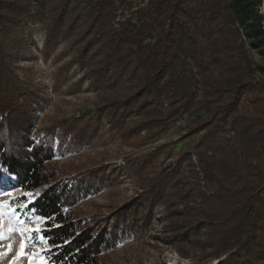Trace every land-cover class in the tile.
I'll return each mask as SVG.
<instances>
[{"label":"trees","instance_id":"trees-1","mask_svg":"<svg viewBox=\"0 0 264 264\" xmlns=\"http://www.w3.org/2000/svg\"><path fill=\"white\" fill-rule=\"evenodd\" d=\"M145 1L117 19L118 0H0V185L30 194L25 211L44 220L34 239L46 241L48 264H103L118 245L144 237L155 218L182 256L260 264L264 0ZM32 21L45 26L44 59L65 44L53 59L54 90L87 85L98 94L94 110L36 130L47 87L23 64L38 60L25 30ZM73 68L83 73L71 83ZM194 111L205 112L191 126L202 135L176 161L167 162L172 148L164 145L119 167L94 164L67 177L51 163L105 130L141 145ZM123 173L141 182L132 203L98 218L76 209ZM201 177L215 189L201 187Z\"/></svg>","mask_w":264,"mask_h":264},{"label":"rangeland","instance_id":"rangeland-1","mask_svg":"<svg viewBox=\"0 0 264 264\" xmlns=\"http://www.w3.org/2000/svg\"><path fill=\"white\" fill-rule=\"evenodd\" d=\"M132 2V8L129 3ZM118 18H123L125 14L132 13L138 6L147 3L145 0H118ZM138 5V6H137ZM40 21L29 22L25 26L28 39L33 46L38 60L32 64L27 61L23 64L33 65L32 75L37 81H41L47 87L45 95L47 101L42 110L36 112L35 130L47 124H52L59 117L74 118L83 115L89 110H94L98 102V94L93 90H86L87 85L71 92L67 85L61 89L54 90L52 71L55 67L53 59L64 48L61 44L58 51L52 53V58L44 59L39 53L43 48L45 28ZM253 57L261 62L262 57L252 49ZM64 59H62L63 63ZM70 82L77 81L82 75V71L73 68L70 72ZM205 112L194 111L185 114L177 122L173 123L169 129L157 134L143 144L130 145L125 142L122 136L116 134L114 137L105 130L100 137L94 138L79 152H70L66 156L57 155L52 164L61 170L74 173L79 169L88 168L94 164H106V166L119 167L124 165L128 158L141 157L149 154L159 146H169L172 148L168 161H176L179 155L190 149L199 142L201 133L192 134L191 126ZM82 119V122H85ZM78 120V119H77ZM76 121V118H75ZM92 122V121H91ZM100 132V131H99ZM102 133V132H101ZM100 134V133H99ZM99 134L97 136H99ZM145 134V133H144ZM233 135V132L230 133ZM57 141L55 145H57ZM192 162L197 169L200 166L199 158L196 154L192 156ZM14 178L13 175L4 173L3 177ZM119 182L110 188L83 199L76 205V209L91 217H103L113 213L122 206L128 205L138 196L141 182L137 177H130L123 173ZM0 179V183H2ZM201 177L200 186L207 187L211 191L215 185L204 183ZM208 185V186H207ZM23 197H25L24 200ZM31 199L30 194L20 187L12 185H0V264H48L43 251L47 247L46 241L37 242L34 239L35 232L29 231L39 227L42 228L44 220L26 212L25 207ZM13 211L15 215H12ZM155 215L160 213L159 209L153 210ZM91 221L93 219H90ZM149 227V232L141 239H130L113 249L106 257H102L103 264H215V258L201 260L198 257L182 256L174 247L166 243V226L159 219H153ZM11 229V231H10ZM24 244V255H21V244ZM10 246V247H9ZM264 264V260L260 262Z\"/></svg>","mask_w":264,"mask_h":264},{"label":"snow or ice","instance_id":"snow-or-ice-1","mask_svg":"<svg viewBox=\"0 0 264 264\" xmlns=\"http://www.w3.org/2000/svg\"><path fill=\"white\" fill-rule=\"evenodd\" d=\"M0 171H4V170H0ZM0 215H2V213H0ZM12 215H15L14 211H13ZM10 231H11V229H10ZM29 231H32V232H35V233H40L42 230L39 227H37L35 229H30ZM0 239H3L2 233H0ZM41 239H43V237H41ZM24 247H25V245L22 243L21 244V253H20L21 255H24Z\"/></svg>","mask_w":264,"mask_h":264}]
</instances>
